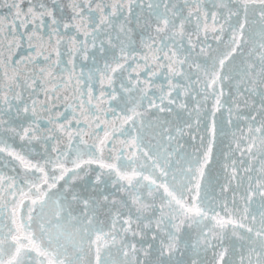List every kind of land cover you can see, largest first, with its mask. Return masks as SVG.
<instances>
[{
    "label": "snow or ice",
    "instance_id": "obj_1",
    "mask_svg": "<svg viewBox=\"0 0 264 264\" xmlns=\"http://www.w3.org/2000/svg\"><path fill=\"white\" fill-rule=\"evenodd\" d=\"M0 264H264V0H0Z\"/></svg>",
    "mask_w": 264,
    "mask_h": 264
},
{
    "label": "water",
    "instance_id": "obj_2",
    "mask_svg": "<svg viewBox=\"0 0 264 264\" xmlns=\"http://www.w3.org/2000/svg\"><path fill=\"white\" fill-rule=\"evenodd\" d=\"M8 163V159L6 158L5 161L0 162V168H4V170L7 172L9 171L8 168L4 167Z\"/></svg>",
    "mask_w": 264,
    "mask_h": 264
}]
</instances>
